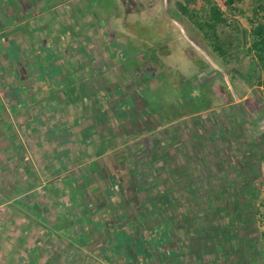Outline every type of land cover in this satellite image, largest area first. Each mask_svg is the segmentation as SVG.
<instances>
[{"label": "rangeland", "instance_id": "rangeland-1", "mask_svg": "<svg viewBox=\"0 0 264 264\" xmlns=\"http://www.w3.org/2000/svg\"><path fill=\"white\" fill-rule=\"evenodd\" d=\"M184 1L86 0L81 9L76 8V16L69 17L73 25L81 22L70 31L61 27L54 33L51 25L44 32L38 26L36 34L44 37L45 43H39L45 44L44 49L29 45L25 36L15 34L13 44L0 51V106L4 109L6 104L13 109L17 100H21L22 106L28 105L30 91L34 89L42 93L43 89L71 90L74 101L77 80H69L66 75H79L74 71L82 70L87 61L73 50L81 46L84 52L86 44L82 38L89 41L93 34L98 45L103 46L102 54L109 56L110 63L102 61L100 66L91 60L88 68H97L95 78L102 68L108 69L102 76L103 84L108 85L107 93L114 89L113 93L107 94L104 89L100 93L98 99L103 100L102 108L109 111L110 117L105 123L98 114L97 123L101 128L108 125L113 133H119V139L128 138L123 143L113 140L118 143L114 148L121 152L115 162L120 175L131 176L134 169L151 181L150 190L141 194L148 197L147 203L142 200L145 207L133 210L130 222L134 224H123L125 219L119 218L125 210L123 204L116 203L113 213L109 211L111 196L120 192L123 181L115 171L106 172L109 168L103 165L98 171L93 163L80 169L76 176L95 174L99 184L89 188V194H82V201H77L81 197L72 186L83 181L74 175L72 186H61L58 195H46L44 199L55 200L48 205L49 217L56 212L55 202L63 203L64 209H58L61 214L57 213V224L48 223L56 239L61 237L59 233L65 234L63 238L81 247L78 252L91 253L104 264H142L141 256H149L160 248L155 241L158 236L169 239V234L174 233L183 241H179L180 251L168 248L172 256L176 253L180 259L173 264H264L258 251L264 233V104L256 88L246 80L251 60L239 41L231 49V56L220 57L204 33L179 10L177 3ZM231 17L243 29L248 28L239 14ZM71 35L81 45L69 46L65 41L67 47L56 50L54 42ZM35 57H41L39 63ZM54 103L48 106L50 111L57 106L64 108L59 99ZM42 107L45 109V104ZM41 120L43 124L51 122L49 114ZM77 124H81L79 120ZM15 132L16 136L29 134L20 126ZM72 136L69 131L66 140ZM14 162H8L4 172L14 173ZM2 179L5 181L0 184V200L15 199L19 194L14 190L22 189L16 183L22 179L17 175ZM247 186L258 189L259 197L246 198ZM117 197L115 200L121 203ZM20 204L29 210L30 203ZM250 204L261 213L251 214ZM11 206L0 209V221H4L0 238L6 244L0 251V264L12 263L6 256L16 251L17 243L12 237L20 230L18 220L11 221L19 215ZM42 231L29 232V237L35 239L32 246L43 250L37 255L39 264L47 254ZM7 234L11 236L7 238ZM57 243L64 253H71L70 244ZM32 246L16 251L17 257L24 253L25 260L30 261ZM59 246L52 245V249L58 251ZM34 251L38 253L33 249L32 254ZM61 260L60 264L67 263L65 257ZM12 261L15 264L14 258ZM33 262L37 264L35 259Z\"/></svg>", "mask_w": 264, "mask_h": 264}, {"label": "crops", "instance_id": "crops-1", "mask_svg": "<svg viewBox=\"0 0 264 264\" xmlns=\"http://www.w3.org/2000/svg\"><path fill=\"white\" fill-rule=\"evenodd\" d=\"M54 2L67 3L68 0H0V50L6 48L7 43H11L18 32L26 30L22 34H28V31L33 33L34 28L37 29L39 25L41 26L44 23V18L52 14L53 6L56 5L53 4ZM66 16L70 17V12ZM64 23L65 21H61V24H59L64 25ZM45 28L48 27L45 26ZM6 39H9L8 42L5 41ZM33 42L35 40L31 41L30 44H33ZM37 62L39 63V59H37ZM89 66H91L90 59L82 66V70L78 72L79 75L75 77H72L73 73L66 75L69 80H77L76 86L78 88L75 89L76 97L73 99H76L74 101L71 99L73 96L71 90L56 88L55 90L44 91L45 89H43L42 93V91L34 89L30 91L28 105L26 106L20 105L21 100L13 103V109L8 104H6L5 109L0 106V184L5 181L2 178L6 179L13 175H17L18 178L22 179L16 181L17 187L20 185L22 189L17 190L14 187L16 189L14 191L19 194L15 196V199L0 200V209L12 205L19 214L11 219V221L17 219L20 228L19 234L12 237L18 244L21 241V247L14 246L15 249L17 247V250H24L23 241L26 244L25 251L32 245L34 241L33 237L30 239L29 232L37 230L35 227L37 223H42V235H55L53 230L50 229L51 224L48 223L51 221L53 223L57 222L54 221L59 217L57 213H54V217L51 215L46 219L45 216H42L44 215L43 210L45 212L48 208L49 201H52L50 203L55 201L47 199L44 201L46 195L54 196V193L58 195L61 186L70 187L73 184L70 182L71 176L74 175L75 179L83 181L81 184L83 187L78 182L75 183L76 187L71 185L74 192L81 197L77 201H82V194L87 192L89 194L88 189H92L99 184L95 174L87 173L80 175L79 178L76 177L79 175L78 173H81L79 172L80 169L91 163L97 168L94 162L100 165L102 157L109 154L112 156L113 151L102 155L103 144L112 136L111 129L109 128V131L103 132V128L106 129V127L101 128L98 125L97 120L99 117L96 119L98 114L92 117L94 121L89 118L90 121L88 115H86L87 105L94 106L97 103L96 95L89 86L94 77L88 71ZM105 71L106 69L102 70L100 79L103 78ZM104 87H106L105 91L107 93L108 87L102 83V89ZM73 90L72 92H74ZM100 92L104 93V90L100 89ZM57 99L62 102L64 108L57 106L56 109L50 111L48 106L54 105ZM81 99L85 101L86 107L78 105ZM44 104L45 109L42 107ZM47 114H49L51 122L49 124L40 123L43 116ZM85 118L88 120L86 121ZM77 120L80 121V125L77 124ZM12 124L13 126H11ZM19 126L29 134L16 136L15 128H19ZM69 131L73 136L71 139L66 140ZM101 132H103L102 134L108 133L105 136L106 140H103L104 138L100 135ZM12 160L15 161L13 166L15 172H4L8 169L6 167L8 162ZM20 203H30L29 210ZM55 204L58 209H64L61 201L58 200ZM9 223L13 224L12 222ZM2 225H4V221H0V228H2ZM0 234H2L1 229ZM10 236L7 234V238ZM17 237L20 238L19 241H17ZM2 239L0 238V250L6 247V244L1 242ZM17 256L18 254H15V264L20 263ZM22 257H24V253ZM11 262L13 264L12 259Z\"/></svg>", "mask_w": 264, "mask_h": 264}, {"label": "flooded vegetation", "instance_id": "flooded-vegetation-1", "mask_svg": "<svg viewBox=\"0 0 264 264\" xmlns=\"http://www.w3.org/2000/svg\"><path fill=\"white\" fill-rule=\"evenodd\" d=\"M81 3H84V5H85L86 0H68L67 3H65V2H54L53 4L54 5L56 4L55 6L52 5L54 7V10H53V12H52V14L50 16H47V17L44 18L45 19V20H43L44 23H42L41 26L39 27L40 30L46 32V31L50 30V26L52 25L54 33H58L57 30H60L59 28H61V27L62 28L66 27L65 30L66 31L67 30L70 31L73 28L74 25H81V22L80 23H78V22L74 23V25H73V22L69 19V17L66 16L70 12V14L75 17L76 15H75L74 12H75L77 7H78L77 9H81L82 8V4ZM66 19H67V21H66ZM64 20H65L64 25H60L61 21L64 22ZM79 21H81V20H79ZM65 24H67V26ZM45 26L48 27V28H45ZM25 31L26 30H23L21 32H18L17 34L25 36V39L27 40L29 45H30L31 41L35 40L36 43L33 42L32 45L35 44L37 48L39 46H41V47L44 46L45 47V44L44 45H40L39 44V43H45V40H44V37L41 34H39V33L36 34V29L34 30L33 33L28 31L27 32L28 34H22ZM91 35H92L91 36V40H89V41H86L87 40L86 37L82 38L84 40L85 44H86V46L83 47V48H86V49H84V52L81 49V46L73 47L74 52L75 53L77 52L78 53L77 55L80 56V57L82 55H84V57L87 58L86 62H88V60L90 59V61L93 60V61H95L94 63H96V65L100 64V66L102 64V61L104 62V64L105 63H110L109 56L106 57V56H104L102 54L103 46L98 45L99 43L96 41V39H94L95 38L94 35L93 34H91ZM13 38L14 39H12L11 43L13 42V40L16 39V37H13ZM65 38H66V36L64 38H60L59 37V40L54 42V43H57L56 50H62L63 48L67 47L65 45V43H66L65 41L68 42L69 46H71L73 44H76V43L81 45V43H79L78 39L73 38V35H71V37H68L66 39ZM71 39L73 40V43L71 42ZM75 40H76V42H75ZM9 44L10 43L8 42L7 45L9 46ZM8 46H6V48H3L2 50H7ZM44 47H43V49H44ZM105 51H107L106 48H105ZM40 58H36V60L40 59ZM103 69H106V68H102L100 71H98L99 74H98L97 78H95V76L97 75V74H95V73H97V68H95V69H91L90 68L89 69V72L94 75V78H95V81H96V82H92L91 84H89V86H90L91 90L94 92V95H96L97 103L94 106L87 105V107H86L85 101H83L81 99L80 104H78V105L80 107L85 106L87 108L86 115H88V119L90 118V119L93 120L92 117L95 114H99L100 113V114H102V121L106 123L108 121L109 117H110V114H109V111H107L106 109L103 110L102 105H101L103 103V100L102 99H100V100L98 99L99 95H101L100 93H102V92H100V89H101L100 87H101L103 81H102V79H100V77H101V72H102ZM79 71H80L79 68H76L74 73L76 74ZM28 73H30V72H28ZM116 74H120V76H121L120 72H118ZM24 75L26 76V74H24ZM128 76H130V74H128ZM103 85L108 87L107 84H103ZM103 89L105 90L106 87H104ZM103 89H101V90H103ZM113 92H114V89L111 92H108V93H113ZM110 101L114 102L112 98H111ZM99 109L102 110V111H100ZM144 118L147 119V116L144 115ZM88 119H86V121ZM105 126H106V129H103V132H105L106 130L109 131V126L108 125H105ZM148 129L150 130V128H148ZM103 132H101L100 135H102V137L104 138L103 140H106L105 136H107L108 133L102 134ZM112 136L113 137L109 138V140L106 141V143H104V146H103L104 148H103V151H102V155L103 154L106 155V153H110V152L112 153V151H113L112 156H111V154H109L108 156L102 157V161H101L100 165L96 162V166H97L98 171L103 169L102 168V165H103L104 168L105 167L109 168V169H107L106 172H109V170H113V171L116 172V174L120 175L122 172L119 170L118 162H115V161L120 158L119 154H121V152H120V149L118 147L114 148V144L118 145L117 142H119V140L121 141V143H123L124 141L126 142L128 140V138L127 137H121V139H119V136H120L119 133L115 134L113 132H112ZM115 139H116L117 142L113 143V140L115 141ZM110 140H111V142H110ZM130 174H131V176H127V177H125L123 175H120V179L123 181L122 182L123 186H121V188L119 190L120 192L118 194L116 193V195H112L111 196L112 197V203H111L112 205L109 208V211H111V214H112L114 205L116 203H117V205H122L123 204L125 210H123L121 212V217H119V218L125 219L123 224H127L128 226H131L132 224H134V223L130 222L133 219V217H134V213H132L133 210L145 207V203H142V200L146 202L145 199H147L148 197L146 198V196H142L141 194H142V192H145V189H149L148 187L151 185L150 184L151 181L147 180L145 177L142 178L143 176H145V174H139L138 172H135L134 169H131L129 175ZM105 176L111 177L109 174H106ZM112 176H113V174H112ZM136 177H138V179H136ZM141 180L143 182H141V185H139L138 182L141 181ZM126 184H128L130 187L126 188ZM137 187H138V190L141 189L142 191L138 192V190L136 189ZM116 196H118L120 198L119 200H121V203H119L118 200H115ZM135 198H137V199H135ZM49 204H50V201H49ZM54 209L56 210V212L52 213L53 216H54V213H60V211L58 210V207H55ZM115 209H118V207H116ZM40 210H42V209H40ZM46 212H47V209L45 210V212H44V210L42 212V213H44V215H42V216H45L44 217L45 219L49 216V214L46 213ZM172 219H174V218H172ZM49 221H51V220H49ZM51 224L52 225L53 224H57V222H55V223L51 222ZM165 224H166V221H165ZM41 225H42V223H40V224L37 223L35 225V227H36L38 232L40 230H43ZM66 233H67V231H66ZM59 235L61 237H59L58 239H56L57 235H53V236L44 235L45 236V243H47V248H46V253L47 254H46L45 258L43 259V261H41V262H43L42 264H45L47 262V260L50 261L49 264H60V262H62V260H61L62 257H65V259H66L67 263H65V264H104L102 262H99L98 258L93 256L91 253L78 252L79 249H81V247L73 246L71 244L73 242L72 240H68V239L63 238L64 236H66L65 234L59 233ZM158 235H160V234H158ZM48 236H50V237H48ZM169 237H170L169 239L168 238L165 239V237L162 236V235L160 237L158 236V239L155 240V241H156V245L160 246V248H158V250H155V253H153L151 251L152 244L151 245L149 244V251H150V253L152 252L151 255H149V256L147 255L146 256V254H145V255L141 256L142 254L139 253V255L142 257V261H141L142 264H156L157 261H159L161 264H166L168 262H172V264H173L175 261L180 260V259L177 258V256H175L176 253H174V255H173L174 257H173L172 256L173 252H170L171 250H169L168 248H171V249L172 248H176L177 250L176 251L174 250V252L180 251V249L178 247H179L180 242L183 241V240H182V238L179 235H177V237H176L175 233L174 234H169ZM30 238H32V237H30ZM17 239H18L17 241H19L20 238L17 237ZM59 240H61V241H59ZM33 241L35 242L34 238H33ZM57 241L58 242H62L63 241L65 244H70L69 247H68V250L71 253L70 254L64 253V248L59 246ZM146 241L149 242V239H147ZM15 243H17V244H15V246H17V247L20 246V244H18V242H15ZM22 244L24 245L23 247H24V251H25L26 244L24 243V241L22 242ZM52 245L56 246V248L59 246V250L58 251L53 250L52 249ZM17 247L15 249L16 251H18ZM33 249H36V252H38V253L34 254L35 253V251H34L33 254H32V250ZM38 249L39 250H37V248L35 246L31 247V251H30L31 253L29 254V256H30V261L32 262V264L34 263L33 259H35L37 264H39V260H37V255L39 253L41 254L43 250H41L42 248H38ZM0 251H2V249ZM16 251H14V254H13L14 256L13 257H10V256H12L11 254L6 256V257H10L11 259H13V258L15 259V254H17ZM35 255H36V257H34ZM2 257H5V256H2ZM25 259L26 258L22 257V254H21V256L19 257V261H20L19 264H23V263L24 264H28V263H30V261L27 262L26 261L27 259L26 260ZM41 262H40V264H41Z\"/></svg>", "mask_w": 264, "mask_h": 264}, {"label": "trees", "instance_id": "trees-1", "mask_svg": "<svg viewBox=\"0 0 264 264\" xmlns=\"http://www.w3.org/2000/svg\"><path fill=\"white\" fill-rule=\"evenodd\" d=\"M177 6L183 16L210 40L220 57L226 59L231 56L235 43L242 42L244 54L251 60L246 80L256 88L264 104V0H222L221 3L218 0H185L178 2ZM232 14L244 18L248 28L243 29L235 16L231 17ZM244 191L246 198L259 197L255 187L247 186ZM250 206L251 214L261 213L256 206ZM258 251L264 261V233Z\"/></svg>", "mask_w": 264, "mask_h": 264}]
</instances>
